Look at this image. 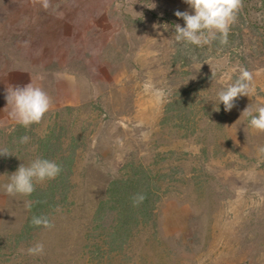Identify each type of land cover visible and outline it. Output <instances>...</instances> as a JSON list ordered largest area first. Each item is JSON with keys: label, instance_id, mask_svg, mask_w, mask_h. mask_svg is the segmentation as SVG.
Instances as JSON below:
<instances>
[{"label": "rangeland", "instance_id": "rangeland-1", "mask_svg": "<svg viewBox=\"0 0 264 264\" xmlns=\"http://www.w3.org/2000/svg\"><path fill=\"white\" fill-rule=\"evenodd\" d=\"M51 4L0 0V148L12 154L0 156V264H264V132L243 114L264 106V0H243L228 43L204 46L174 39L184 0ZM242 68L255 91L226 112L217 92ZM31 80L52 106L25 128L5 95ZM38 157L68 178L6 194ZM113 183L130 200L149 191L123 249ZM38 192L50 229L29 220ZM37 243L44 253L27 254Z\"/></svg>", "mask_w": 264, "mask_h": 264}, {"label": "clouds", "instance_id": "clouds-1", "mask_svg": "<svg viewBox=\"0 0 264 264\" xmlns=\"http://www.w3.org/2000/svg\"><path fill=\"white\" fill-rule=\"evenodd\" d=\"M38 2L45 10L52 7L51 0H38ZM184 2L193 11L192 13L175 11V16L184 21V26L175 24L174 27V39L177 43L195 46L209 45L214 41H218L221 45L228 43L230 28L237 20L243 0H184ZM253 79V73L242 68L234 83L228 84L227 87L217 92L219 104L224 105L226 112L232 110L237 98L250 96L255 91L252 85ZM155 94L163 95L160 91H156ZM5 99L7 101L6 108L10 107L9 118L25 128L40 123L52 106V100L48 93L41 86L34 84L32 80L22 87L8 86ZM216 111H219V108ZM243 114L250 117L249 124L252 129L264 132V106L258 107L255 114L247 107ZM29 139L28 136H23L19 142L26 144ZM258 151L264 153V147H260ZM9 155L12 154L7 148H0V156ZM61 171V166L56 162L38 157L27 166L22 163L10 175L9 182L3 185V188L5 193L11 196L17 194L30 196L35 191L34 182L55 179ZM144 199L143 194H137L133 197V203L137 205ZM25 206L30 210L32 203L28 201ZM31 223L34 226H43L49 229L54 227L47 216H33ZM43 253V243H37L27 249L29 255Z\"/></svg>", "mask_w": 264, "mask_h": 264}, {"label": "trees", "instance_id": "trees-1", "mask_svg": "<svg viewBox=\"0 0 264 264\" xmlns=\"http://www.w3.org/2000/svg\"><path fill=\"white\" fill-rule=\"evenodd\" d=\"M60 173L61 174L59 175H61V177H63L64 180L68 178L66 174L64 175L62 171ZM140 191L141 190L139 188L135 190L136 193ZM123 192H124V195H129L131 198V195L127 189H125ZM110 193H111V197H109V199L115 198L114 196L117 195V200L118 202L121 203L120 205L121 209L119 210H120V214L122 215V217L120 220L119 218H117L118 223H117L115 233L117 237L119 238V246L123 249L124 244L126 243L127 238L130 236V231L132 229L131 227H129V225L131 226L133 224L134 218L137 217V212L141 213V211H144L143 204H147L148 202V200L146 199V196L149 195V191L144 190L141 192V194L145 196V199L143 200L141 204H137V205H134V203L132 202L133 198L130 200V198L128 199L125 196L119 197V190L114 189V183L110 187ZM103 202L107 203V200ZM50 203L51 205H49ZM51 209H52V202L50 200H47V195L43 196V194L41 195L39 193L38 195H36V197H34V200L32 203V212L30 214L29 220H32L33 216H42ZM122 219H123V222H122Z\"/></svg>", "mask_w": 264, "mask_h": 264}]
</instances>
